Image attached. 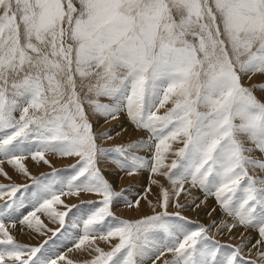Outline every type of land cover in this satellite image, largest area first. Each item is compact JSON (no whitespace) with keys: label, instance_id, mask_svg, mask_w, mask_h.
<instances>
[{"label":"snow or ice","instance_id":"obj_1","mask_svg":"<svg viewBox=\"0 0 264 264\" xmlns=\"http://www.w3.org/2000/svg\"><path fill=\"white\" fill-rule=\"evenodd\" d=\"M0 264H264V0H0Z\"/></svg>","mask_w":264,"mask_h":264},{"label":"bare ground","instance_id":"obj_2","mask_svg":"<svg viewBox=\"0 0 264 264\" xmlns=\"http://www.w3.org/2000/svg\"><path fill=\"white\" fill-rule=\"evenodd\" d=\"M66 163H67V161H65V164ZM110 178L114 179L117 182L118 185L121 184V183L126 185V184H128L130 182L129 180H128V182H126L125 180L124 181H119L118 176L116 174H111ZM141 182H146V176H142L141 177ZM130 214H132V213H125V215H130ZM202 218L205 219V220L208 219L207 217H202Z\"/></svg>","mask_w":264,"mask_h":264},{"label":"rangeland","instance_id":"obj_3","mask_svg":"<svg viewBox=\"0 0 264 264\" xmlns=\"http://www.w3.org/2000/svg\"><path fill=\"white\" fill-rule=\"evenodd\" d=\"M63 164H65V161L62 162ZM147 174L145 173L144 176H146ZM126 182H128V179H125ZM140 181H141V178H140ZM213 202L211 200H209V204H212Z\"/></svg>","mask_w":264,"mask_h":264}]
</instances>
